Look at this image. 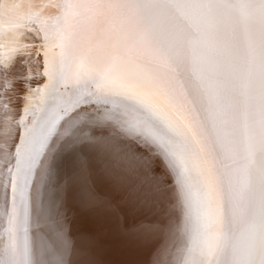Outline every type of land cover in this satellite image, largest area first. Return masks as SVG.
Here are the masks:
<instances>
[{"label":"snow or ice","instance_id":"obj_1","mask_svg":"<svg viewBox=\"0 0 264 264\" xmlns=\"http://www.w3.org/2000/svg\"><path fill=\"white\" fill-rule=\"evenodd\" d=\"M65 156L152 212L148 264H264V0H0V264H94Z\"/></svg>","mask_w":264,"mask_h":264},{"label":"water","instance_id":"obj_2","mask_svg":"<svg viewBox=\"0 0 264 264\" xmlns=\"http://www.w3.org/2000/svg\"><path fill=\"white\" fill-rule=\"evenodd\" d=\"M88 165L91 168L92 179L96 181L97 187L107 195L106 197L111 199L113 205L118 209L117 213L108 217L113 218L114 215L116 216L115 225H110V228H117L120 232L119 235H116L115 244L110 243L105 245L104 248L97 241V237L94 239L95 234H99L98 228H95L96 225H87V231L84 233H88L87 235L95 241L90 259L94 264H144V260L149 259L151 249L156 242L155 238H139L131 230L142 222L152 219V212L138 205L126 189L115 183L113 177L109 175L107 165L102 157H94ZM86 259H89V257H79V261Z\"/></svg>","mask_w":264,"mask_h":264},{"label":"bare ground","instance_id":"obj_3","mask_svg":"<svg viewBox=\"0 0 264 264\" xmlns=\"http://www.w3.org/2000/svg\"><path fill=\"white\" fill-rule=\"evenodd\" d=\"M69 161L70 157L68 156L62 158L59 180L67 181L70 185V194L65 200L74 233L90 238L88 233L84 232L87 231V225L93 224L99 230V234H95L94 239L97 237L100 245L105 248V245L115 244L116 235H119L120 232L117 228H110V225H115L116 216H113L114 219L108 216L117 213L118 209L113 205L111 199L97 187L96 181L92 179L89 165L84 168L73 167ZM97 222L99 223L97 224ZM77 259L79 261V257ZM148 261L149 259L144 260L143 263L148 264Z\"/></svg>","mask_w":264,"mask_h":264}]
</instances>
